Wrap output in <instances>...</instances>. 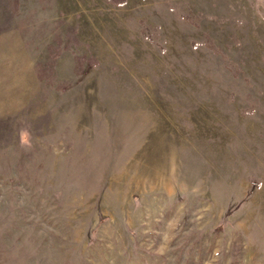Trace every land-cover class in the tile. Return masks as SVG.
Instances as JSON below:
<instances>
[{
    "label": "rangeland",
    "instance_id": "obj_1",
    "mask_svg": "<svg viewBox=\"0 0 264 264\" xmlns=\"http://www.w3.org/2000/svg\"><path fill=\"white\" fill-rule=\"evenodd\" d=\"M0 264H264V0H0Z\"/></svg>",
    "mask_w": 264,
    "mask_h": 264
}]
</instances>
